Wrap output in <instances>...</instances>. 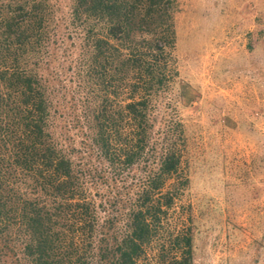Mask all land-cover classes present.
I'll return each instance as SVG.
<instances>
[{
    "label": "trees",
    "instance_id": "1",
    "mask_svg": "<svg viewBox=\"0 0 264 264\" xmlns=\"http://www.w3.org/2000/svg\"><path fill=\"white\" fill-rule=\"evenodd\" d=\"M53 5L0 0V264H136L178 193L165 186L183 128L160 109L175 2L70 0L62 18ZM66 22L90 84L80 142L54 130L48 52ZM179 237L162 264H192Z\"/></svg>",
    "mask_w": 264,
    "mask_h": 264
},
{
    "label": "rangeland",
    "instance_id": "2",
    "mask_svg": "<svg viewBox=\"0 0 264 264\" xmlns=\"http://www.w3.org/2000/svg\"><path fill=\"white\" fill-rule=\"evenodd\" d=\"M174 2L176 75L160 109L183 128L165 186L178 193L136 264L179 257L185 233L192 264H264V0ZM53 4L55 17L68 15L70 0ZM59 30L58 50L48 52L54 130L80 142L90 84L77 74L67 22Z\"/></svg>",
    "mask_w": 264,
    "mask_h": 264
}]
</instances>
